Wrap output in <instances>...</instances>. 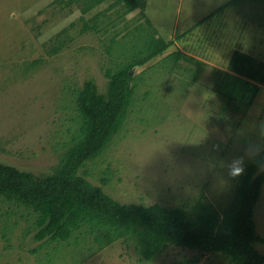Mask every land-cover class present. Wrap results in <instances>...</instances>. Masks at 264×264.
Instances as JSON below:
<instances>
[{"label": "rangeland", "instance_id": "374dc122", "mask_svg": "<svg viewBox=\"0 0 264 264\" xmlns=\"http://www.w3.org/2000/svg\"><path fill=\"white\" fill-rule=\"evenodd\" d=\"M53 1L0 0V163L37 176L52 172L74 131L72 91L91 79L104 93V71L113 66L106 51L112 28L106 34L80 33L79 8L64 9ZM229 1L147 0L145 11L160 36L188 34L183 43L178 40L180 45L133 70L142 80L123 127L80 171L121 204H158L190 212L203 197L223 210L241 179L229 174L232 162L243 159L246 169L255 158L249 150H264V91L254 93L252 85L235 79L222 82L213 67L199 69L181 61L183 67L169 74L162 66L171 62L161 63L176 51L201 62L208 53L217 59L216 47L229 50L230 45L247 43V50L264 48V2H236L217 11ZM119 14L107 12L118 31L136 22L139 9L123 19ZM71 22L75 26L66 45L51 54L55 34ZM208 46L213 49L206 52ZM36 59L40 64L31 67ZM254 223L259 240L253 246L263 254L264 187ZM30 224L25 210L0 201V264H231L219 252L176 245L150 262H140L132 242L119 240L98 250L89 237L79 251L69 245L49 257L55 244L34 241L33 233H27Z\"/></svg>", "mask_w": 264, "mask_h": 264}, {"label": "trees", "instance_id": "16d2710c", "mask_svg": "<svg viewBox=\"0 0 264 264\" xmlns=\"http://www.w3.org/2000/svg\"><path fill=\"white\" fill-rule=\"evenodd\" d=\"M107 1H53L64 9L79 8L80 33L106 34L108 27L112 28L106 51L113 66L104 71L107 80L104 93L99 92L91 79L72 91L75 128L52 172L37 176L0 163V201L27 212L28 219H31L27 233H33V240L43 245L55 244L49 257L59 247L69 245L79 251L77 247L89 237L91 246L95 244L98 250L119 240L132 242L140 262H150L170 245H176L201 252H219L231 264H264V253H259L253 246L259 240L254 208L264 187V150L246 167L232 201L223 210L203 197L196 201L190 212L158 204H121L80 174L86 163L97 159L123 127L142 80L140 75L133 74V70L165 53L188 33L177 34L173 39L160 36L145 13L147 0H114L105 11L85 19L86 14ZM255 1L264 2L230 0L217 11L236 2ZM136 9H139L136 22L126 24L119 31L107 16V12L117 14L120 11L119 17L123 19ZM74 26L75 23L71 22L55 34L51 54L63 49L68 31ZM63 36L66 37L63 39ZM181 61L195 64L199 69L204 67L199 60L182 51L168 54L161 63L171 62V65L162 67L172 74L183 67ZM40 62V59L33 60L31 67ZM228 67L264 87V62L238 51L233 54ZM184 68L193 71L188 66ZM197 77L195 75L193 80L197 81ZM222 79L224 82L235 78L228 76ZM253 89L254 93L260 90L257 86ZM91 246L88 250H92Z\"/></svg>", "mask_w": 264, "mask_h": 264}, {"label": "crops", "instance_id": "0c3cea01", "mask_svg": "<svg viewBox=\"0 0 264 264\" xmlns=\"http://www.w3.org/2000/svg\"><path fill=\"white\" fill-rule=\"evenodd\" d=\"M147 3L148 2L146 1V4ZM145 9H146V7H145ZM145 13H146V11H145ZM146 15L149 18V20L152 22V20L150 19L149 15H148V12L146 13ZM152 24H153V22H152ZM258 24H260V22H258ZM153 26H154V24H153ZM189 33H191V32H189ZM186 35L181 37V39H179L180 43H183V39H185L187 37ZM167 38L168 39H173L172 38V31L168 34V37H166V39ZM179 41H178V43H179ZM180 43L177 44V41H176L175 45H180ZM216 48H217V51H218L217 59L211 60L212 56L209 53L207 54L208 55V59H203V58L201 59V63L204 65V68H206L208 66L209 67H213V68L216 69L215 71L221 77H224V78L226 77L227 78L228 76H232V77H234L236 80H238L241 83L242 82H247L250 85H252L253 88L257 86L258 88H260L259 91H264V87H261L259 84L255 83L253 81H250L249 79H247L245 77H242V76L238 75L234 71L229 70V67H228L233 54L235 52H238V51L243 53V54H246V55H248V56H250V57H252L254 59H257L259 62L263 63L264 62V48L263 47L259 48V49L253 48L252 50L251 49L247 50L248 49L247 43H244V47L241 46V45H235V44L231 47V45H230L229 46V50H226L224 48L222 49V48H219V47H216ZM211 49H213V47L211 48L210 46H208L206 52L210 51ZM219 50H220V52H219ZM255 93H257V92H255Z\"/></svg>", "mask_w": 264, "mask_h": 264}, {"label": "clouds", "instance_id": "9594fccd", "mask_svg": "<svg viewBox=\"0 0 264 264\" xmlns=\"http://www.w3.org/2000/svg\"><path fill=\"white\" fill-rule=\"evenodd\" d=\"M257 155V149H250L249 156L254 158ZM246 173L243 159H236L230 165L229 174L233 179H238Z\"/></svg>", "mask_w": 264, "mask_h": 264}]
</instances>
